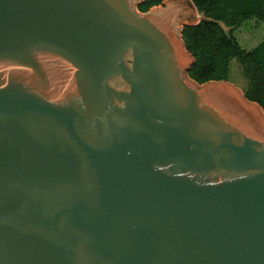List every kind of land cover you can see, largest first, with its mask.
Returning a JSON list of instances; mask_svg holds the SVG:
<instances>
[{
  "label": "water",
  "instance_id": "water-1",
  "mask_svg": "<svg viewBox=\"0 0 264 264\" xmlns=\"http://www.w3.org/2000/svg\"><path fill=\"white\" fill-rule=\"evenodd\" d=\"M140 1L0 0V264H264L261 108Z\"/></svg>",
  "mask_w": 264,
  "mask_h": 264
},
{
  "label": "trees",
  "instance_id": "trees-1",
  "mask_svg": "<svg viewBox=\"0 0 264 264\" xmlns=\"http://www.w3.org/2000/svg\"><path fill=\"white\" fill-rule=\"evenodd\" d=\"M162 0H143V11ZM202 16L182 30L184 47L192 57L189 77L198 84L228 81L230 64L236 60L251 73L245 97L264 109V40L247 50L240 46L233 30L247 20L264 21V0H192ZM229 28L228 31L225 30Z\"/></svg>",
  "mask_w": 264,
  "mask_h": 264
},
{
  "label": "rangeland",
  "instance_id": "rangeland-1",
  "mask_svg": "<svg viewBox=\"0 0 264 264\" xmlns=\"http://www.w3.org/2000/svg\"><path fill=\"white\" fill-rule=\"evenodd\" d=\"M163 1L164 0H162L161 3H159L158 5H154V6L150 7L148 9V11H143V9L139 7L141 2H143V0H141L139 2V5H137L135 7V10L139 14H145L147 12H151L152 10H154L157 13L162 9H166V7L162 4ZM185 2L189 6V9L191 11V16L202 19V16L200 15V13L197 11L195 6L193 5L192 0H185ZM184 26H185L184 24L177 23V34L176 35L178 37V40L181 39L180 33L183 30ZM225 30L228 31L229 28L225 27ZM233 35L236 37V39L238 40V42L242 48L250 50L264 40V21L260 22V21H257L256 19L247 20L233 30ZM180 43H182V41H180ZM183 49H182V51L184 52V55H185L184 57L187 60V62L189 63V61H191V59H189L190 56L187 54L186 50H183ZM248 73H251V71H249L247 68H245L244 65L237 62L236 60H232V62L230 64V73H229L227 82L230 86L235 88L239 94L244 95V97H245V93L250 88L249 85L251 84V82L249 80V74ZM188 76H186V77L188 78ZM253 103H255V102H253ZM260 112L264 116V109L261 108Z\"/></svg>",
  "mask_w": 264,
  "mask_h": 264
},
{
  "label": "bare ground",
  "instance_id": "bare-ground-1",
  "mask_svg": "<svg viewBox=\"0 0 264 264\" xmlns=\"http://www.w3.org/2000/svg\"><path fill=\"white\" fill-rule=\"evenodd\" d=\"M158 13V12H157ZM174 38H175V40L177 41V39H176V36H174ZM178 42V41H177ZM181 51V50H180ZM183 58H184V56H183ZM185 59V58H184Z\"/></svg>",
  "mask_w": 264,
  "mask_h": 264
},
{
  "label": "crops",
  "instance_id": "crops-1",
  "mask_svg": "<svg viewBox=\"0 0 264 264\" xmlns=\"http://www.w3.org/2000/svg\"><path fill=\"white\" fill-rule=\"evenodd\" d=\"M193 59H191V61H192Z\"/></svg>",
  "mask_w": 264,
  "mask_h": 264
}]
</instances>
